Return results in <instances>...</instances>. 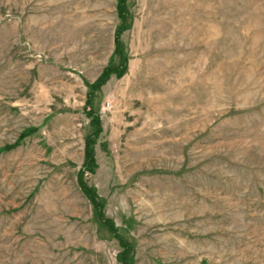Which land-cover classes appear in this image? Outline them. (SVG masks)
I'll use <instances>...</instances> for the list:
<instances>
[{
  "label": "rangeland",
  "instance_id": "374dc122",
  "mask_svg": "<svg viewBox=\"0 0 264 264\" xmlns=\"http://www.w3.org/2000/svg\"><path fill=\"white\" fill-rule=\"evenodd\" d=\"M119 237L264 264V0H0V264H124Z\"/></svg>",
  "mask_w": 264,
  "mask_h": 264
},
{
  "label": "trees",
  "instance_id": "16d2710c",
  "mask_svg": "<svg viewBox=\"0 0 264 264\" xmlns=\"http://www.w3.org/2000/svg\"><path fill=\"white\" fill-rule=\"evenodd\" d=\"M120 12H121V16L123 17L124 22H126L125 21V15H123V12H124L123 2L121 4ZM96 166H97V163H96V158H95V154H94V148H93V145H92V140L89 138V139H87V142H86L85 167L87 169H89V171L92 172V171H94ZM81 180H83V179H81ZM81 184H82V187L84 189V192L91 199V201L94 204L95 208L98 210V212L101 211L102 210V203H101L100 199L96 196V194H94V192L87 185L84 184L83 181H81ZM107 225H109L108 227H110V230L113 229L111 223H107ZM119 238H121V237H119ZM121 244L124 247V251L122 253L123 258H124L123 259L124 260V264H127L126 263V259H127L128 254L131 252V246H130V244L128 242H126L122 238H121Z\"/></svg>",
  "mask_w": 264,
  "mask_h": 264
}]
</instances>
